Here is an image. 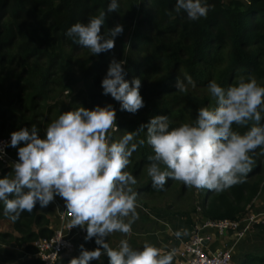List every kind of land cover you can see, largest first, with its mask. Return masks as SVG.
<instances>
[{
	"label": "trees",
	"instance_id": "obj_1",
	"mask_svg": "<svg viewBox=\"0 0 264 264\" xmlns=\"http://www.w3.org/2000/svg\"><path fill=\"white\" fill-rule=\"evenodd\" d=\"M204 2L210 5L207 17L192 21L183 11H175L176 0H118L117 12L107 15L101 31L116 23L122 24L124 31L116 37L113 49L92 55L66 33L74 23H86L91 16L106 11L110 0H0V140L33 125L43 138L48 125L63 112L111 104L117 127L108 135L110 142H118L126 132L147 125L153 116L166 115L170 129L193 124L199 108L216 107L208 89L212 81L224 89L236 86L241 79H255L264 86V0ZM113 57L126 62V80L141 79L145 106L135 114L122 111L118 101L103 94L101 82ZM186 75L192 77L195 87L188 85L186 92H180L175 88L176 79L184 80ZM261 116L264 125V111ZM252 123L245 127L234 124L233 130L244 134ZM146 131L132 141L145 140L125 169L133 176L148 168V157L154 155ZM19 146L12 147L9 141L6 148L17 161ZM249 155L254 163L244 183L222 192L203 189L199 202L202 219H238L264 192V149L257 148ZM12 170V164L0 161V177ZM169 180L158 190L150 177L136 189L163 192ZM40 208L37 203L33 212H23L13 221L4 215L0 201V223L7 222L13 229V233L0 231V242H14L29 254L16 262L15 252L0 247L1 262L43 264L33 257L34 241L51 236L54 229ZM86 234L75 238L73 253H62L54 264H69L81 244L88 250L99 247L95 238L86 241ZM236 251L235 264H264V224H252ZM89 264L109 261L102 256Z\"/></svg>",
	"mask_w": 264,
	"mask_h": 264
},
{
	"label": "clouds",
	"instance_id": "obj_2",
	"mask_svg": "<svg viewBox=\"0 0 264 264\" xmlns=\"http://www.w3.org/2000/svg\"><path fill=\"white\" fill-rule=\"evenodd\" d=\"M174 7L177 13L183 11L195 21L207 17L210 5L204 0H176ZM118 8V0H110L106 11L91 16L86 23H74L66 35L92 55L113 49L123 25L116 23L103 33L101 29L107 15ZM125 63L113 57L101 86L103 94L118 101L122 111L135 114L145 106L141 79L135 77L131 83L126 80ZM188 85L195 87L190 75L176 79L178 91L186 92ZM208 89L216 107L199 108L193 124L170 129L166 115L153 116L147 125L126 132L118 142H110L108 135L117 127L116 110L111 104L65 111L48 125L43 138L35 125L13 131L10 145L22 146L18 147L19 159L12 165V173L0 177L4 215L16 221L21 213L33 212L37 203L47 207L58 195L70 214V228L86 226L85 240L95 238L99 246L88 250L81 244L79 256L69 264H89L105 254L109 264H172L175 249L165 253L149 243L134 249L127 239L112 248L105 238L114 232L130 235L131 225L138 218L136 193L131 187L137 181L125 169L132 154L145 144L144 139L132 143L145 128L147 143L154 152L148 157L147 169L154 188L163 189L171 179L187 187L222 192L245 182L254 163L249 153L264 149V125L260 123L264 86L255 79H241L228 89L212 81ZM249 122L252 126L244 134L233 130L234 124L245 127ZM3 152L0 147V156ZM182 234L186 232L175 233L177 238Z\"/></svg>",
	"mask_w": 264,
	"mask_h": 264
},
{
	"label": "built area",
	"instance_id": "obj_3",
	"mask_svg": "<svg viewBox=\"0 0 264 264\" xmlns=\"http://www.w3.org/2000/svg\"><path fill=\"white\" fill-rule=\"evenodd\" d=\"M11 140H0V147L3 148V155L0 161L5 164H14L17 162L7 152V144ZM61 221H71L70 214L66 206L63 207L59 214ZM254 223L264 224V212H253L251 209L238 219H203L202 222L197 220L193 223V229L185 238L182 246L178 250V257L174 264H235L233 256L236 245L243 240L249 233ZM233 233V237L227 245L222 248H215L209 251V243L212 242L215 235L223 236L225 233ZM86 227L73 226L71 233L62 229H54L49 237H40L34 241L35 252L33 257L38 258L43 264H54L60 255L64 252L73 253L75 248V238L84 236Z\"/></svg>",
	"mask_w": 264,
	"mask_h": 264
},
{
	"label": "crops",
	"instance_id": "obj_4",
	"mask_svg": "<svg viewBox=\"0 0 264 264\" xmlns=\"http://www.w3.org/2000/svg\"><path fill=\"white\" fill-rule=\"evenodd\" d=\"M65 205V201L60 196H55L54 200L45 208H40V211L43 212L48 218H49V227L51 229H62L67 233H71V221L63 220L59 218V214L62 212L63 207ZM140 208L136 204V212L138 213V218L132 223L131 225V234L125 235L120 232H114L110 234L105 239L109 243V246L112 248H118L119 242L121 239H127L134 249H141L145 243L152 244L156 246L157 248L161 249L162 252H168L170 250L175 249L176 255L174 256L172 264H174L178 257V250L182 246L183 242L185 241V238L189 235V233L193 229V223H195L197 220L189 219L190 223L188 225L187 221L184 220V222L180 221L179 223L171 226L168 225V222L166 221H160L157 219V226L155 228L153 222L150 221V229L147 228L149 225L148 219L155 220V217L147 212H140ZM251 210L253 212H264V201H262L260 204H254L251 207ZM148 214V215H147ZM147 216V218H146ZM129 218H125V222ZM200 222L203 221L202 218L198 219ZM192 221V224H191ZM140 226V227H138ZM80 227V226H79ZM140 228V229H139ZM186 228V229H184ZM177 231H181L182 233L186 232V234H182L180 238H177L175 233ZM233 237V233L227 232L223 236L215 235L214 239L211 243L208 244L206 248L209 249V251L214 250L215 248H222L225 245H227L228 241H230ZM240 243V241H239ZM239 243L236 245L235 250H238ZM0 247H5L13 252L16 253V255L21 257H28L29 254L24 250V253L20 252V248L16 246L15 243H5L0 242ZM237 253V251H235ZM80 252H75L74 257L79 256ZM106 261H109V258L107 255H103ZM0 264H3V262L0 261ZM5 264V263H4Z\"/></svg>",
	"mask_w": 264,
	"mask_h": 264
},
{
	"label": "rangeland",
	"instance_id": "obj_5",
	"mask_svg": "<svg viewBox=\"0 0 264 264\" xmlns=\"http://www.w3.org/2000/svg\"><path fill=\"white\" fill-rule=\"evenodd\" d=\"M118 104H120L118 102ZM131 114V113H130ZM114 127L112 130H115ZM163 169L164 166L161 165ZM147 167H143L138 175L134 176L137 183L132 185L133 191L136 193V204L140 208V212H147L155 217V220L148 219L149 225L147 226L150 229V221H154L153 224L156 228L157 219L160 221H167L168 225L171 226L179 223L180 221L184 222L189 215L191 219L198 220L201 218L199 215V202L203 198V189H197L194 187H187L183 182L176 180H169V185L167 189L163 192H138L136 187L142 186L144 182H146L150 176L148 175ZM264 201V192H261L260 195L254 200V204H260ZM192 208H195L193 210ZM251 209V207H250ZM187 214V215H186ZM148 215V214H147ZM186 216V217H185ZM147 218V216H146ZM157 218V219H156ZM150 220V221H149ZM180 224V223H179ZM194 226V225H193ZM140 227V226H138ZM140 229V228H139ZM186 229V228H184ZM12 227L7 222L0 223V231H8L12 232ZM14 243V242H5ZM17 246V245H16ZM19 254L24 253V250L20 248ZM26 257H21L17 255L16 262L22 260ZM4 264V263H3ZM7 264H15V262H10Z\"/></svg>",
	"mask_w": 264,
	"mask_h": 264
}]
</instances>
